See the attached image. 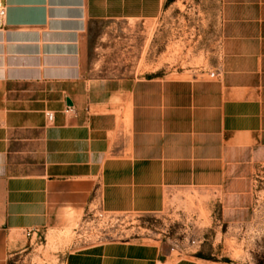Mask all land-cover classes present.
Wrapping results in <instances>:
<instances>
[{"label": "crops", "instance_id": "1", "mask_svg": "<svg viewBox=\"0 0 264 264\" xmlns=\"http://www.w3.org/2000/svg\"><path fill=\"white\" fill-rule=\"evenodd\" d=\"M2 1L0 264L38 258L37 236L71 230L93 209L192 219L180 208L189 200L241 205L264 163V0H220V78L121 79L87 75L92 26L153 20L168 0ZM66 259L220 264L178 258L160 241L102 243Z\"/></svg>", "mask_w": 264, "mask_h": 264}, {"label": "rangeland", "instance_id": "2", "mask_svg": "<svg viewBox=\"0 0 264 264\" xmlns=\"http://www.w3.org/2000/svg\"><path fill=\"white\" fill-rule=\"evenodd\" d=\"M220 32V0H168L153 20L99 22L89 32L87 75L121 79L184 72L190 78L214 72ZM247 188L236 209H223L225 202L210 196L183 203V211L198 213L192 219L170 212L107 214L93 209L73 229L41 237L38 258L13 261L66 264L70 253L97 244L160 241L169 252L174 242L182 246V253L172 252L178 258L200 255L220 264H264V163L251 169ZM191 240L197 241L192 245Z\"/></svg>", "mask_w": 264, "mask_h": 264}, {"label": "built area", "instance_id": "3", "mask_svg": "<svg viewBox=\"0 0 264 264\" xmlns=\"http://www.w3.org/2000/svg\"><path fill=\"white\" fill-rule=\"evenodd\" d=\"M5 19H6V6L3 3V1L0 0V31H2L6 26ZM209 76L211 78H219L221 76V73H220V71L217 70V71L209 73ZM72 112L73 111L70 107H67L65 109V113H72ZM46 118H47L48 122H52L53 114L51 112H46ZM35 233H37V232L32 231V232L27 233V235H33ZM40 238H41V236H37L36 241L38 242L40 240ZM190 242L192 245H194L196 243L195 240H191ZM173 245L174 246L171 248V252L176 250V251L182 253L184 251V248L182 246H179L177 242H174Z\"/></svg>", "mask_w": 264, "mask_h": 264}, {"label": "trees", "instance_id": "4", "mask_svg": "<svg viewBox=\"0 0 264 264\" xmlns=\"http://www.w3.org/2000/svg\"><path fill=\"white\" fill-rule=\"evenodd\" d=\"M197 257H199L200 255H196Z\"/></svg>", "mask_w": 264, "mask_h": 264}]
</instances>
